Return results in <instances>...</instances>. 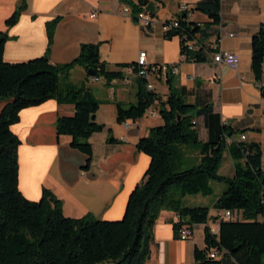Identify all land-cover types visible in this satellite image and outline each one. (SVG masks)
<instances>
[{"label": "trees", "instance_id": "trees-1", "mask_svg": "<svg viewBox=\"0 0 264 264\" xmlns=\"http://www.w3.org/2000/svg\"><path fill=\"white\" fill-rule=\"evenodd\" d=\"M131 10L132 19L155 0H120ZM26 4L10 16L6 25L15 26ZM147 12V11H146ZM201 13L206 23L192 20ZM154 17V14H151ZM58 20L47 23L48 49L44 56L23 63L4 60L6 34L0 33V264H145L150 257L153 230L160 213L170 210L179 216L174 224L175 237L188 227L205 225V248H195L196 264H263L264 257V170L262 148L258 143L242 141L246 130L228 125L215 112L210 91L197 92L194 103L187 101L183 88L173 86L168 72L167 100L149 88L150 81L140 76V68L123 64L116 69L101 61L96 44H84L78 58L67 65L50 62L54 33ZM221 24V0H203L191 10L177 14L164 23L169 30L166 40L180 39L182 57L187 62H208L211 50L206 42L214 36V28ZM197 42L190 51L188 44ZM87 73L93 70L107 82L122 79L132 68L137 80V101L129 106L117 103V121L126 123L144 117L160 102L163 125L151 129L140 139L137 150L150 159L144 179L131 192L125 213L119 220H102L87 215L80 219L63 214L62 202L44 189L38 201L28 200L20 190L19 148L21 139L13 127L20 123L22 111L39 107L51 100L75 106L73 116L59 117L58 136H70L71 147L86 156L84 169L93 159L92 136L105 129L96 122L99 101L85 88L69 82L75 67ZM252 71L264 97V24L252 41ZM88 78L94 79L88 74ZM208 133L206 142L199 132ZM108 142L120 143L113 137ZM196 145L200 161L185 166L182 146ZM234 162V176L220 175L224 155ZM214 183L225 184L221 197L213 207H189L183 202L187 196L210 197ZM216 211L210 216L211 210ZM234 218L224 220L223 213ZM211 225L219 228L213 233ZM216 254L212 257V254Z\"/></svg>", "mask_w": 264, "mask_h": 264}, {"label": "crops", "instance_id": "crops-1", "mask_svg": "<svg viewBox=\"0 0 264 264\" xmlns=\"http://www.w3.org/2000/svg\"><path fill=\"white\" fill-rule=\"evenodd\" d=\"M200 1L203 0H155V26L145 28L132 19L131 10L130 15L123 13L129 7L120 0H24L26 9L20 20L8 28L6 21L22 0H0V33L8 37L4 60L23 63L44 56L49 45L46 25L58 19L49 51L53 65L74 62L84 44L99 45L101 61L112 69L136 63L145 52L150 65L177 67L175 73L169 70L173 86L185 89L189 103L195 102L197 92L210 91L215 112L221 115L222 121L246 130L244 141L261 145L264 170V97L251 68L253 37L264 24V0H221V24L214 28V36L206 44L213 51L236 53L240 58L237 71L215 65L211 57L203 64L187 62L181 55L180 39L164 38V23L179 14L183 5L191 10ZM93 14L95 18L90 17ZM191 17L201 24L208 21L201 13ZM230 34L234 37H229ZM167 76L168 73H162L151 79L154 87L151 90L159 94L162 102L167 100L170 91ZM137 80L134 73L124 72L122 79L95 81L88 78L81 67L71 71L69 82L89 89L99 101L96 122L105 126L90 139L93 159L89 169H84L86 156L71 147L72 138L58 136L56 131L57 119L73 116L75 106L51 100L22 111L20 123L13 131L22 141L20 190L28 200H40L46 189L62 202L63 214L68 218L93 215L102 220H119L123 217L131 192L142 182L150 164L149 157L137 150V144L151 129L164 123L159 101L152 106L157 116L146 113L137 121L118 123L116 104L136 103ZM109 137L120 143L108 142ZM199 137L207 141L208 133L204 128ZM181 149L185 166L200 161L196 145ZM220 175L234 176V162L228 153L224 155ZM222 193L220 189L218 199ZM189 197L184 198V204ZM201 199L210 204L206 206L213 207L215 203L205 197ZM215 215L212 209L210 216ZM178 220L179 216L170 210L160 213L153 230L150 257L145 264H196L194 251L196 247L205 248L206 226H196L190 240L180 241L174 230Z\"/></svg>", "mask_w": 264, "mask_h": 264}, {"label": "built area", "instance_id": "built-area-1", "mask_svg": "<svg viewBox=\"0 0 264 264\" xmlns=\"http://www.w3.org/2000/svg\"><path fill=\"white\" fill-rule=\"evenodd\" d=\"M187 10L188 11L190 10L189 7L187 5H183L180 9V12L187 11ZM123 13L125 15H130V9L129 8L124 9ZM90 17L95 18L96 14H93ZM138 23L145 28H153L155 26L154 18L152 17L150 13L146 11H143L138 14ZM163 29H164V32H167L169 30V27H166L164 25ZM229 37L231 38L234 37V34H230ZM197 48L198 46H197L196 41L190 42L188 44V49L190 51H193ZM210 57L212 59V62L215 65H218V66L224 65L232 71H237L239 69L240 58L236 53L229 52L226 50H219V51H215L214 53H212ZM135 64L138 65V67L140 68V72H137V73H141V76H145V78L150 81L149 88H154L153 85L151 84V79L160 77L162 73L167 74L169 70L172 73H175L178 71L176 66L150 65L147 61V54L145 52H142L139 55ZM125 72L128 74L135 73L132 68H127ZM94 80L99 81L100 79L94 77ZM190 80H194V78H190ZM147 113L153 117L158 115L157 111L153 110L152 107L148 110ZM245 138H246L245 136H242L241 140L244 141ZM222 217L224 220H231L232 218H234L232 214L229 212L223 213ZM211 230L213 233H217L219 228L215 225H211ZM193 235H194V231H192L188 227H185L180 233V241H188L193 237ZM215 255H216L215 253L212 254V257L214 258Z\"/></svg>", "mask_w": 264, "mask_h": 264}, {"label": "rangeland", "instance_id": "rangeland-1", "mask_svg": "<svg viewBox=\"0 0 264 264\" xmlns=\"http://www.w3.org/2000/svg\"><path fill=\"white\" fill-rule=\"evenodd\" d=\"M161 106H159V110H160ZM194 163H190V166H193ZM227 173V172H224ZM215 186L214 187V194L210 197H205L207 198V200H212L213 202H216L218 199V193L219 190L221 189V191H224V189L226 188L225 184H220V183H214ZM202 197H197L195 198V196H191L189 197L188 201H186L185 205H189V207H204L206 205H210L207 204L205 201H203V199H201ZM211 207V206H208ZM263 264H264V257H263Z\"/></svg>", "mask_w": 264, "mask_h": 264}, {"label": "water", "instance_id": "water-1", "mask_svg": "<svg viewBox=\"0 0 264 264\" xmlns=\"http://www.w3.org/2000/svg\"><path fill=\"white\" fill-rule=\"evenodd\" d=\"M146 11H147L148 13H150V14H154V15H155V13H156V7H155L154 3H151V4L146 8ZM88 74H89L91 77H96V78H98V77H97V73L94 72L93 70L88 71Z\"/></svg>", "mask_w": 264, "mask_h": 264}, {"label": "bare ground", "instance_id": "bare-ground-1", "mask_svg": "<svg viewBox=\"0 0 264 264\" xmlns=\"http://www.w3.org/2000/svg\"><path fill=\"white\" fill-rule=\"evenodd\" d=\"M140 76H141V73H140Z\"/></svg>", "mask_w": 264, "mask_h": 264}]
</instances>
